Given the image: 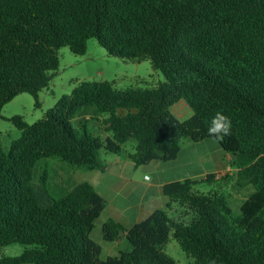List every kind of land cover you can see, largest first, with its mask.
I'll return each mask as SVG.
<instances>
[{"label": "trees", "instance_id": "obj_1", "mask_svg": "<svg viewBox=\"0 0 264 264\" xmlns=\"http://www.w3.org/2000/svg\"><path fill=\"white\" fill-rule=\"evenodd\" d=\"M90 39L110 56L150 60L166 81L123 91L79 82L35 124L9 120L21 136L9 149L0 144V253L27 249L0 264H178L163 251L171 234L195 264H264V0H0V117L20 94L40 106L59 50L83 56ZM180 101L195 113L186 121L171 111ZM217 111L232 123L218 143L232 157L236 184L253 188L239 215L221 190L194 191L229 176L170 182L169 211L130 229L104 224V241L124 238L129 249L102 260L91 234L106 200L87 182H58L49 160L104 172L101 150L119 154L133 141L136 167L172 162L182 140L213 139L207 128ZM102 116L105 139L88 130Z\"/></svg>", "mask_w": 264, "mask_h": 264}, {"label": "rangeland", "instance_id": "obj_2", "mask_svg": "<svg viewBox=\"0 0 264 264\" xmlns=\"http://www.w3.org/2000/svg\"><path fill=\"white\" fill-rule=\"evenodd\" d=\"M60 66L58 71L55 72L52 81L49 86L43 89L39 93L40 106L36 105V99L29 94H20L13 101L6 104L1 112L0 117V144L9 149L12 142L18 140L21 136V131L9 120L13 117H22L29 125L35 124L37 121L44 118L46 113L52 110L58 100L65 96L71 95L79 82L84 81H97V82H109L120 91L129 88H155L166 79L162 73L156 71L150 60H145L141 63L128 61L120 58H116L107 54V52L99 45L96 39H90L87 44V53L83 56L73 54L68 47L61 48L58 52ZM177 107H187V114L175 116L180 121H186L193 116V111L187 105L185 101H180L172 108V113ZM106 116H102L100 120H92L88 126V130L101 136L103 139L107 137V134L102 130V120ZM76 125V123H75ZM215 141L214 139H210ZM217 143V141H215ZM135 142L130 141L123 146L121 151V158L125 159L127 153H133V146ZM100 156L102 160H111L114 154L107 153L105 150H101ZM51 166L56 171V179L58 182H66L69 176L75 182H81L83 179H87L93 175V173H99L98 171H86V170H72L71 167L65 165L62 166L55 160H49ZM123 165L120 167L114 164L109 165L108 177L114 176L120 173ZM228 173H232L227 182L218 180L219 183H203L194 187V191L203 194L219 191L225 193L229 197L231 207L236 215H239V208L248 199L253 192V188L250 185L245 187L237 186L238 174L236 170H231ZM127 174V173H125ZM226 174V173H225ZM225 174H222L223 176ZM145 175L153 177L152 173L148 170H143L139 173V180L144 181ZM220 175L222 178L223 176ZM107 196V195H106ZM109 198V197H108ZM106 200V199H105ZM176 208L175 211H177ZM100 230L98 227L94 234L93 239L96 240L97 232ZM120 245L118 251H124L126 245ZM129 246V244H128ZM27 247L20 244H13L2 249L0 253V260L5 257H17L20 256ZM106 247L104 248V250ZM163 251L169 257H171L178 264H195L194 259L188 256L180 247L179 243L174 239L173 235H170L169 242L163 247ZM115 255V254H114ZM118 255V253H116ZM106 257L103 254L101 259Z\"/></svg>", "mask_w": 264, "mask_h": 264}, {"label": "crops", "instance_id": "obj_3", "mask_svg": "<svg viewBox=\"0 0 264 264\" xmlns=\"http://www.w3.org/2000/svg\"><path fill=\"white\" fill-rule=\"evenodd\" d=\"M187 110V107H177L172 114L174 116L175 114H187ZM129 155L130 153H127L125 159H122L121 153L114 154L113 159L105 160L106 171H98L99 173H93L89 178L77 182L91 184L98 194L106 199V209L96 221L95 229L91 234L93 239L95 230L100 228L96 240H93L102 247V255L106 252L104 260L119 256L121 250L118 251V248L126 241L124 238L114 243L104 241L102 228L107 221L114 220L126 229H130L135 224L146 220L157 210L169 211L170 200L163 194L165 184L184 180L202 181L209 174H215L220 179V175L226 173L224 176H231L232 173L228 172L236 170L232 167V157L221 148L218 142L212 140L199 143L188 139L182 140L178 158L168 163L156 161L149 165L136 167ZM111 164L117 167L123 165V167L120 173L108 177ZM143 170L152 173L153 177L150 182L145 179L142 182L139 180V173ZM173 210H176L174 205ZM124 249V251L129 249L128 244Z\"/></svg>", "mask_w": 264, "mask_h": 264}, {"label": "clouds", "instance_id": "obj_4", "mask_svg": "<svg viewBox=\"0 0 264 264\" xmlns=\"http://www.w3.org/2000/svg\"><path fill=\"white\" fill-rule=\"evenodd\" d=\"M195 113H193L194 115ZM232 123L228 116L223 112L217 111L207 128V135L217 142H222L224 137L231 135ZM198 131V129H197ZM145 181L150 182L151 176L145 175Z\"/></svg>", "mask_w": 264, "mask_h": 264}]
</instances>
